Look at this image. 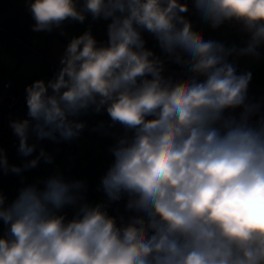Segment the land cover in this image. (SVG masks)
<instances>
[{
	"label": "clouds",
	"instance_id": "clouds-1",
	"mask_svg": "<svg viewBox=\"0 0 264 264\" xmlns=\"http://www.w3.org/2000/svg\"><path fill=\"white\" fill-rule=\"evenodd\" d=\"M193 6L213 29L238 24L245 46L194 30L181 0H84L82 8L77 0H29L35 32L83 23L85 13L111 23L107 44L85 31L71 39L52 79L26 86L28 119L10 122L18 152L36 150L30 133L73 140L86 127L74 117L106 110L108 127L119 125L123 134L109 149L114 161L99 190L108 204L126 197L135 215L118 223L108 204L87 202L83 181L59 172L43 188H20L7 206L0 192V264H264V98L249 99L252 73L229 59L261 57L264 0ZM142 31L191 76L164 77V62L145 47ZM41 158L53 163L41 148L22 167L10 165L0 148V169L19 175ZM66 206L75 209L71 219L62 214Z\"/></svg>",
	"mask_w": 264,
	"mask_h": 264
},
{
	"label": "crops",
	"instance_id": "crops-1",
	"mask_svg": "<svg viewBox=\"0 0 264 264\" xmlns=\"http://www.w3.org/2000/svg\"><path fill=\"white\" fill-rule=\"evenodd\" d=\"M83 2L84 0H77V7L82 8ZM181 3L188 5V11L182 15L191 21L194 30L202 31L206 38L223 42L229 47L245 46L248 35L238 24L226 22L213 29L208 22L200 18L193 6V0H181ZM28 4L29 0H0V25L14 36V38L9 37L0 31V76L2 79L13 80L12 93L25 103L26 86L38 79L47 82L55 76L62 67L61 58L72 38L79 37L85 31H91L98 45L107 44L108 25L111 23V19L93 20L90 14L85 13L83 23L66 20L59 28H53L51 32H35L32 30L35 21ZM141 34L146 42L145 47L163 60L164 77L173 79L179 71L180 81L191 76L186 67L168 58L152 34L147 31H142ZM260 51L262 55L259 59L251 56L229 58L236 64L238 72L252 73L248 96L253 102L264 98V47H261ZM239 111L240 109H237L236 113L238 114ZM74 119L86 124L79 137L62 141L63 151L60 154L43 148L53 157V163H46L41 158L36 169L26 175L25 186L37 184L38 187L43 188L41 181L59 172L67 181L79 180L86 184L84 195L90 204H108L103 191L96 188L114 161V156L109 149L116 143L117 137L123 134V129L119 125L113 128L108 127L110 117L106 110L97 114L89 109ZM101 122L104 128L94 131L93 129H96ZM105 132L109 134L105 135ZM22 187L24 186L14 185L6 192L0 191L6 197V206L13 202ZM126 199V197L122 198V200ZM107 211L109 215L116 217L111 204H108ZM74 213L75 209L71 206H66L62 210V214H66L67 219H71ZM123 217L127 219L126 216ZM4 231L5 225L0 220V236L4 235Z\"/></svg>",
	"mask_w": 264,
	"mask_h": 264
},
{
	"label": "built area",
	"instance_id": "built-area-1",
	"mask_svg": "<svg viewBox=\"0 0 264 264\" xmlns=\"http://www.w3.org/2000/svg\"><path fill=\"white\" fill-rule=\"evenodd\" d=\"M0 31L5 35L14 38L4 27L0 25ZM173 81H180V71L177 72ZM13 80L0 76V148L6 152L7 160L10 165L23 166L26 162L34 159L41 148H47L56 154L63 151V142H54L48 138L37 140L36 136L32 133L29 134V144H36V150L28 157L19 154V138L14 134L13 129L10 127V122L14 120L28 119L27 104L18 99L12 93ZM35 168L22 171L19 175L8 173L5 174L3 169H0V191H8L12 186H25L26 175L35 170ZM100 186V185H99ZM99 186L96 190L99 189ZM111 208L116 213L117 222H120V217L126 216L127 218L135 215L134 212L125 209L126 200L112 202Z\"/></svg>",
	"mask_w": 264,
	"mask_h": 264
}]
</instances>
